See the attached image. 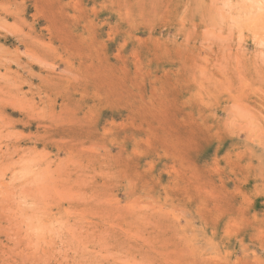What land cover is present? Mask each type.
Instances as JSON below:
<instances>
[{
	"label": "rangeland",
	"instance_id": "374dc122",
	"mask_svg": "<svg viewBox=\"0 0 264 264\" xmlns=\"http://www.w3.org/2000/svg\"><path fill=\"white\" fill-rule=\"evenodd\" d=\"M0 264H264V0H0Z\"/></svg>",
	"mask_w": 264,
	"mask_h": 264
}]
</instances>
